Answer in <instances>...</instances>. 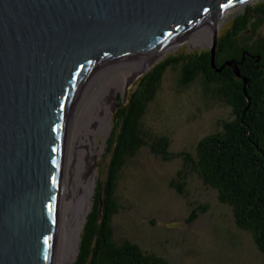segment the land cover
<instances>
[{"label":"water","instance_id":"1","mask_svg":"<svg viewBox=\"0 0 264 264\" xmlns=\"http://www.w3.org/2000/svg\"><path fill=\"white\" fill-rule=\"evenodd\" d=\"M248 1L0 0V264H60L115 81L201 29L220 71L218 24Z\"/></svg>","mask_w":264,"mask_h":264},{"label":"trees","instance_id":"2","mask_svg":"<svg viewBox=\"0 0 264 264\" xmlns=\"http://www.w3.org/2000/svg\"><path fill=\"white\" fill-rule=\"evenodd\" d=\"M263 21L264 0L245 5L221 27L214 52L215 67L223 65L220 71L211 67L210 49H180L140 74L125 99H118L106 138L103 175L93 188L71 264H173L129 239L116 241L112 218L119 209L118 179L128 161L143 147L164 158L168 155L167 137L146 138L142 119L164 71L176 64H181V86L197 76H202L205 85L218 84L233 114L221 121L220 129L199 138L193 153L183 154V161L204 185L216 191L219 202L229 206L236 227L249 232L264 255ZM175 189L182 194L178 186ZM203 209L195 208L190 219Z\"/></svg>","mask_w":264,"mask_h":264},{"label":"rangeland","instance_id":"3","mask_svg":"<svg viewBox=\"0 0 264 264\" xmlns=\"http://www.w3.org/2000/svg\"><path fill=\"white\" fill-rule=\"evenodd\" d=\"M258 1L262 0H250L225 13L218 32L245 5ZM212 36L208 29L198 30L163 53L158 61L180 49H209ZM180 66L176 64L164 71L142 119L146 138L167 137L168 155L164 158L143 147L122 170L117 185L119 209L112 218L114 239H129L166 256L173 264H264V255L255 247L249 232L234 224L229 206L219 202L216 191L204 185L183 161V154L193 153L199 138L220 129L221 121L231 119L233 114L223 102L218 84L205 85L202 76H197L181 86ZM139 72L129 77L125 73L116 80L119 86L110 109V121L98 129L88 165L90 168L92 161L96 167L93 188L102 177L107 160L105 140L111 128V113L118 99H125ZM176 186L182 194L176 191ZM199 207H204L203 211L190 219L191 212ZM75 249L77 252V246Z\"/></svg>","mask_w":264,"mask_h":264},{"label":"bare ground","instance_id":"4","mask_svg":"<svg viewBox=\"0 0 264 264\" xmlns=\"http://www.w3.org/2000/svg\"><path fill=\"white\" fill-rule=\"evenodd\" d=\"M217 28H219V24H218ZM139 71L140 70L127 73V77H129L130 75L135 74ZM117 86H119V82L115 81V83L111 87L109 94L107 96V99L105 101L98 129H102V128L106 127V125L109 124V121H110L109 113H110V109H111V106L113 104V101L115 99V92H116ZM100 151H101V149L97 153H95V157L99 154ZM95 177H96V167L93 165V162L91 161L90 168L88 167V169H87V173H86V177H85V181H84V185H83V190H82L77 214H76V217H75V220L73 223V227H72V230H71V233L69 236V240H68V243H67V246H66V249L64 251V254H63V257L61 259L60 264H69L72 257L75 256L74 254H76L75 248L77 246L79 230L82 226L84 214L88 208L89 197H90L91 192L93 190Z\"/></svg>","mask_w":264,"mask_h":264},{"label":"flooded vegetation","instance_id":"5","mask_svg":"<svg viewBox=\"0 0 264 264\" xmlns=\"http://www.w3.org/2000/svg\"><path fill=\"white\" fill-rule=\"evenodd\" d=\"M230 112H231V109H230Z\"/></svg>","mask_w":264,"mask_h":264}]
</instances>
